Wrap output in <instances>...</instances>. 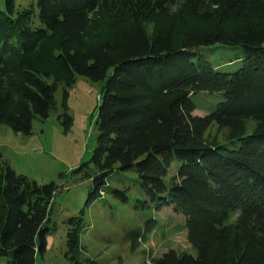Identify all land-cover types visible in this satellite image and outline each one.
Returning <instances> with one entry per match:
<instances>
[{"label":"trees","instance_id":"1","mask_svg":"<svg viewBox=\"0 0 264 264\" xmlns=\"http://www.w3.org/2000/svg\"><path fill=\"white\" fill-rule=\"evenodd\" d=\"M35 1L41 26L32 9L14 15L15 0L0 11V123L31 134L34 119L57 109L62 86L67 125L77 77L105 80L93 153L75 170L92 180L86 204L103 196L112 172L135 170L147 203L186 218L197 250L169 249L144 264H264V0ZM214 44L241 47L242 65L221 71L202 49ZM198 91L223 99L194 115ZM213 123L238 141L206 136ZM57 191L18 173L0 151V259L37 264ZM112 193L129 200L126 190ZM84 212L68 219L71 264H82ZM154 228L129 232L131 248Z\"/></svg>","mask_w":264,"mask_h":264},{"label":"rangeland","instance_id":"2","mask_svg":"<svg viewBox=\"0 0 264 264\" xmlns=\"http://www.w3.org/2000/svg\"><path fill=\"white\" fill-rule=\"evenodd\" d=\"M23 9H32L33 25L41 26L39 9L35 0H15L13 14ZM6 0H0V11H6ZM203 51L221 71L234 72L241 65V47L214 44L204 46ZM105 85L103 81H93L79 75L69 88L68 114L71 121L66 125L64 109L61 106L63 87L56 93L58 107L43 120L34 119L31 134L15 132L0 123V151L3 158L21 174L41 184L54 182L58 186L50 210V220L46 223V249L38 254L37 264H71L67 258L68 219L82 215L84 210L85 229L81 233V253L78 260L82 264L95 261L99 264H144L152 258L161 257L169 249L187 252L194 256L197 250L187 238L186 218L174 211L173 207H158L147 203V195L141 189L135 170H115L108 178L109 187L103 196L91 204H86L91 179H85L75 170L90 160L97 136L96 120L100 95ZM220 92L198 91L192 95L196 104L194 115L211 113L222 101ZM246 134L253 129L249 120ZM217 136L222 144L233 146L238 140L231 139L226 129L218 130L213 123L206 136ZM174 162L166 176L170 181L178 169ZM126 190L127 202L116 198L112 190ZM146 203H142V202ZM155 228L148 233L149 240L141 241L131 248L129 232L140 229L145 233L148 224ZM0 264H7L2 257ZM92 264V263H89Z\"/></svg>","mask_w":264,"mask_h":264}]
</instances>
